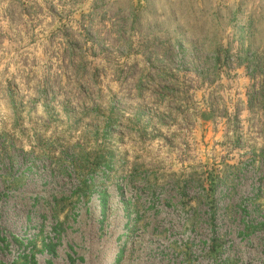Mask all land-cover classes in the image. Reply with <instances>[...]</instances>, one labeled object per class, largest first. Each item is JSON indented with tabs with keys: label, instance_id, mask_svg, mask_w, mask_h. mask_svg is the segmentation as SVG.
<instances>
[{
	"label": "rangeland",
	"instance_id": "374dc122",
	"mask_svg": "<svg viewBox=\"0 0 264 264\" xmlns=\"http://www.w3.org/2000/svg\"><path fill=\"white\" fill-rule=\"evenodd\" d=\"M0 236L264 264V0H0Z\"/></svg>",
	"mask_w": 264,
	"mask_h": 264
},
{
	"label": "trees",
	"instance_id": "16d2710c",
	"mask_svg": "<svg viewBox=\"0 0 264 264\" xmlns=\"http://www.w3.org/2000/svg\"><path fill=\"white\" fill-rule=\"evenodd\" d=\"M12 239L14 242H17V243L20 240L16 236H13ZM0 242L3 244L4 247H8L7 239L4 236H0ZM29 256L30 255L24 252L19 253L10 263H7V264H29V263L35 264L33 256H30V259H28ZM69 261H70V264H74V258L72 256H69Z\"/></svg>",
	"mask_w": 264,
	"mask_h": 264
}]
</instances>
